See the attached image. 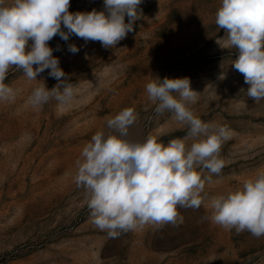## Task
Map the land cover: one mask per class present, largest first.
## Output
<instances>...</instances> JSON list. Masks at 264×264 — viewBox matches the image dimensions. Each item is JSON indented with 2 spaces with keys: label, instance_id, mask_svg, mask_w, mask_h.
Instances as JSON below:
<instances>
[{
  "label": "rangeland",
  "instance_id": "obj_1",
  "mask_svg": "<svg viewBox=\"0 0 264 264\" xmlns=\"http://www.w3.org/2000/svg\"><path fill=\"white\" fill-rule=\"evenodd\" d=\"M103 2L71 0L69 11L103 10ZM220 4L142 0L134 31L112 49L75 35L67 42L54 37L53 56L75 89L67 107L55 99L39 109L29 102L39 80L49 89L58 83L50 70L30 81L22 70L9 69L5 83L15 100L0 101V264H264V236L226 230L209 219L211 197L264 169V100L248 98L249 86L231 66L237 50L216 42L225 39L215 24ZM69 44L79 52H69ZM154 77L189 78L199 94L188 107L230 130L220 151L224 167L211 174L199 209L178 207L183 223L146 225L111 238L91 221L86 193L74 182L76 161L97 131H109L107 119L129 107L138 119L128 139L152 135L166 145L186 136V126L171 112L158 115L148 100L146 84Z\"/></svg>",
  "mask_w": 264,
  "mask_h": 264
},
{
  "label": "clouds",
  "instance_id": "obj_2",
  "mask_svg": "<svg viewBox=\"0 0 264 264\" xmlns=\"http://www.w3.org/2000/svg\"><path fill=\"white\" fill-rule=\"evenodd\" d=\"M141 3L104 0L103 10L70 12L71 0H0V101L15 100V90L5 83L9 69L15 67L30 81L46 69L58 81L49 89L39 80L42 83L29 97L33 108L50 99L62 107L70 105L75 89L49 41L59 36L67 42L75 35L86 43L98 41L104 48H116L134 31ZM215 24L225 36L216 41L220 48L237 50L231 66L249 86L248 98L264 100V0H221ZM79 50L75 44L68 45L73 54ZM146 94L158 115L171 112L177 123L187 127L186 136L166 145L152 135L130 140L129 130L138 116L133 108H125L107 119V133L101 130L91 137L75 165L74 182L86 193L91 221L111 238L146 225L183 223L178 207L199 209L206 183H212L211 174H220L224 167L220 151L231 132L203 121L188 107L199 94L189 78L154 77L146 84ZM205 170L210 175L205 176ZM207 207L212 223L264 236V169L245 179L241 187L211 197Z\"/></svg>",
  "mask_w": 264,
  "mask_h": 264
}]
</instances>
